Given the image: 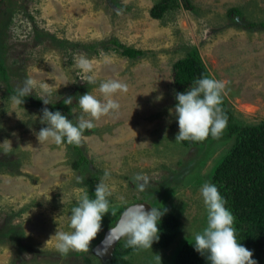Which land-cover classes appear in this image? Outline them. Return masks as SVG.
Listing matches in <instances>:
<instances>
[{"label":"rangeland","instance_id":"1","mask_svg":"<svg viewBox=\"0 0 264 264\" xmlns=\"http://www.w3.org/2000/svg\"><path fill=\"white\" fill-rule=\"evenodd\" d=\"M156 1L0 2V144L8 140L11 146L0 145V264H111L113 253L102 260L94 248L119 219L122 200L164 207L165 215L179 221V233L167 247L152 244L161 264H174L177 250L193 241L190 234L206 226L199 189L206 181L214 183L215 168L235 137L226 126L220 138L209 137L197 147L175 141L178 125L169 111L177 103L172 66L196 48L209 74L227 82L223 101L233 123L264 122V30L243 29L264 22V0H190L194 10L173 7L158 20L149 15ZM231 8L240 10L239 21L227 17ZM111 39L144 51L143 57L130 60L102 48L92 53V46ZM81 56L88 58L90 70L79 66ZM26 79L35 82L33 93L23 108L16 107L11 96ZM107 79L120 80L127 90L113 97L119 111L83 135L80 148L88 162L78 171L72 167L77 157L66 144L39 143L35 133L45 125L38 106L30 103L40 100L45 88L53 104L74 92L100 95L98 84ZM72 109L75 123L78 104ZM138 173L150 177L145 192L136 190ZM75 176L85 177L83 184ZM90 182L109 186L110 213L88 251L61 254L51 236L70 230V209ZM119 242L125 246L123 238ZM151 251L134 250L123 258L154 264Z\"/></svg>","mask_w":264,"mask_h":264},{"label":"clouds","instance_id":"2","mask_svg":"<svg viewBox=\"0 0 264 264\" xmlns=\"http://www.w3.org/2000/svg\"><path fill=\"white\" fill-rule=\"evenodd\" d=\"M79 66L85 71L90 70L91 64L87 57L79 58ZM88 82L96 84L94 77L89 76ZM35 82L26 79L22 86L16 88L11 96V101L16 107H22L24 98L32 95ZM127 84L118 79H107L99 82L97 91L100 95L86 92L79 96V117L74 123L60 110L50 111L48 107L41 109L39 122L44 127L35 133L40 144L54 143L55 145L80 146L86 130L96 127V121L110 113L118 112L120 104L113 97L117 93L125 92ZM227 82L217 79L213 74L201 75L194 80L187 91L177 92V103L170 114L174 115L178 125L176 142L192 141L203 142L207 138L218 139L222 136L227 126V115L224 113L222 103L227 94ZM49 93L45 88L40 100L43 105L53 104L48 98ZM162 94L156 97L159 101ZM73 97L63 99V104L71 105ZM136 107V106H135ZM23 108V107H22ZM24 110V109H23ZM69 111H76L71 109ZM34 120L36 116L33 115ZM15 135V133H13ZM8 147L11 148L10 142ZM4 141V142H5ZM4 142L0 145H3ZM55 174V173H53ZM110 172L105 170L104 176ZM85 177L75 176L78 184H83ZM137 192H145L150 186V177L143 173L134 176ZM199 195L206 213V226L202 230L191 233L194 250L204 256L209 264H257L251 250L247 249L237 240L234 227L235 217L226 206L227 201L220 193L216 184L204 182L199 189ZM112 192L104 182H98L94 195L90 196L85 189L78 201L68 214L69 231H55V249L61 254L70 251L86 252L91 241L101 229L102 218L110 213V197ZM124 203L123 210L115 225L110 227L108 234L102 241L105 249L123 238L125 247L136 251H151L153 242L159 240L161 218L166 214L164 207L145 208V203ZM154 264H161L159 254H153Z\"/></svg>","mask_w":264,"mask_h":264},{"label":"trees","instance_id":"3","mask_svg":"<svg viewBox=\"0 0 264 264\" xmlns=\"http://www.w3.org/2000/svg\"><path fill=\"white\" fill-rule=\"evenodd\" d=\"M0 2L2 3V0ZM173 7H182L188 11L194 10L190 0H157L150 8L149 15L151 18L158 20L162 18L167 10ZM227 17L239 21L241 12L237 8H231L227 11ZM243 29L264 30V22H249L243 25ZM98 44L97 47L95 45L91 47L94 55L97 54L99 48H102V51H111L130 60H137L144 55V51L126 46L117 39ZM202 74L208 75V69L197 49L193 48L187 52L185 57L178 59L172 66L175 94L187 91L194 80ZM76 88L78 91L81 89L79 86H76ZM76 93L74 92L71 95L73 97L71 105H65L63 101L59 104L43 105L42 101L38 99H33L30 104L38 106L40 113L43 107H48L50 111L60 110L72 120L73 116L69 110L78 104L81 95L78 94L79 92ZM222 108L227 115L228 135L234 136L235 142L216 166L212 180L226 199V206L235 217L234 227L237 240L252 251L253 258L257 263H262L264 262V122L256 125L239 126L233 123L225 101L222 103ZM89 131L86 130L83 135H86ZM203 142L183 141L181 144L186 147H197L202 145ZM67 146L77 157L73 162V169L84 170L88 160L80 146ZM94 190V183L90 182L88 190L90 196L94 195ZM160 224V235L157 242L160 247L165 248L179 233L180 224L173 215H163ZM191 243L193 241L177 250L174 264H209L204 256L194 250ZM131 251L134 250L125 247L120 242L117 243L111 264H131L123 258Z\"/></svg>","mask_w":264,"mask_h":264},{"label":"water","instance_id":"4","mask_svg":"<svg viewBox=\"0 0 264 264\" xmlns=\"http://www.w3.org/2000/svg\"><path fill=\"white\" fill-rule=\"evenodd\" d=\"M140 203H144V202H140ZM145 208H146V209H150V206H149L148 204L145 203ZM108 231H109V230L106 231V233H105V235H104L102 241L104 240L105 236L108 234ZM102 241H101V242H100V243L94 248V252H95V254H97L100 258H102V260H109V259L111 258V256H112V253L114 252V249H115L116 244H117V242L119 241V239L116 240V241L112 244V246L109 247V248H107V249H105V248L103 247V245H102Z\"/></svg>","mask_w":264,"mask_h":264}]
</instances>
